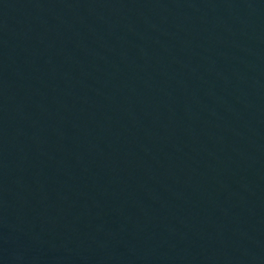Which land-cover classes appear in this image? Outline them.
I'll return each instance as SVG.
<instances>
[{"label":"water","instance_id":"95a60500","mask_svg":"<svg viewBox=\"0 0 264 264\" xmlns=\"http://www.w3.org/2000/svg\"><path fill=\"white\" fill-rule=\"evenodd\" d=\"M0 264H264V0H0Z\"/></svg>","mask_w":264,"mask_h":264}]
</instances>
